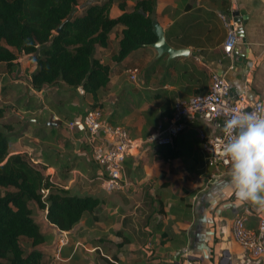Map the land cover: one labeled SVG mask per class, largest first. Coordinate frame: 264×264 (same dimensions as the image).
<instances>
[{
	"label": "crops",
	"instance_id": "obj_1",
	"mask_svg": "<svg viewBox=\"0 0 264 264\" xmlns=\"http://www.w3.org/2000/svg\"><path fill=\"white\" fill-rule=\"evenodd\" d=\"M99 1L77 0L73 13L80 14L89 2ZM134 3L126 0V9L131 10ZM231 7L241 43L229 56L222 50L225 28L219 13ZM121 12L116 2L111 4V17ZM153 21L162 28L166 43L175 49L186 48V54L169 57L148 45L119 63L112 62L110 55L122 26L111 30L107 47L95 51L101 61L110 64L109 81L95 100L107 105L104 109L110 122L123 125L135 138L145 137L159 119L170 117L177 97L186 99L206 92L213 72L224 75L233 92L244 93L247 101L261 99L264 103V0H155ZM16 61L20 63L10 67L0 63V80L5 84V91L3 85L0 87V107L4 108L1 119L13 114L27 122L20 134L14 129L10 134V152H19L18 147L24 151L39 147L35 156L47 165L42 173L52 183L73 194L99 199L97 209L85 213L73 228L64 231L70 237L85 235L80 237L89 247L85 264H179L184 247L201 264H263L234 240L231 226L235 215L246 206L251 211L246 226L256 230L264 212L232 195L231 165L209 166L198 136L199 130L206 135L221 133L223 121L205 122L199 117L189 121L168 144L177 153L173 157L161 158L156 152L158 146L143 144L124 160L127 187L106 191L100 167L91 157L85 163L79 156L86 155L83 134L68 132L50 119L52 114L74 117L77 108L92 103L93 97L62 82L35 92L29 84L35 61L28 54L18 55ZM133 65L139 72L131 81L125 69ZM13 69L20 78L6 77ZM60 90H67L69 104L77 111L60 106ZM29 97H34L32 102L42 105L43 110H30L33 105L26 106ZM6 103L11 106L5 107ZM20 104L24 107L14 111ZM66 141L74 145L72 149L65 146ZM64 164L69 167L64 168ZM35 211L40 214V228L47 239L36 247L43 253L42 264L55 251V245L50 246V234L53 232L56 239L59 229L46 220L44 210ZM73 250L71 256L64 257L66 262L77 258Z\"/></svg>",
	"mask_w": 264,
	"mask_h": 264
},
{
	"label": "trees",
	"instance_id": "obj_2",
	"mask_svg": "<svg viewBox=\"0 0 264 264\" xmlns=\"http://www.w3.org/2000/svg\"><path fill=\"white\" fill-rule=\"evenodd\" d=\"M116 2L121 13L109 15ZM77 0H0V63L12 66L21 54L35 61L29 74L31 88L39 92L62 82L90 94L95 105L97 92L111 73L109 62L95 55L97 47H107L109 33L122 26L110 60L119 63L131 52L156 40L152 31L155 0H135L131 10L126 0L88 3L74 14ZM11 48V49H10ZM5 86L3 87V90ZM5 91V90H4ZM34 97H29L26 106ZM0 107V264H41L45 233L32 209L45 211V218L62 231H69L85 213H91L99 199L76 195L52 183L34 167L25 153L10 152L8 130ZM161 158L176 156L168 145L156 149ZM45 191V193H44ZM30 248L25 250L20 239Z\"/></svg>",
	"mask_w": 264,
	"mask_h": 264
},
{
	"label": "built area",
	"instance_id": "obj_3",
	"mask_svg": "<svg viewBox=\"0 0 264 264\" xmlns=\"http://www.w3.org/2000/svg\"><path fill=\"white\" fill-rule=\"evenodd\" d=\"M219 18L225 28L222 50L230 56L234 48L241 43L235 23L234 7L228 12H220ZM125 72L129 80L134 81L139 69L133 65L127 67ZM260 106H264L261 99L247 101L244 93L233 92L232 84L224 75L213 72L206 92L186 99L177 97L170 117L165 122L158 123L145 137H132L127 128L111 123L99 107L87 109L83 114L65 122L63 127L68 132L75 130L83 134V142L90 150L91 159L100 167L103 188L106 191H116L123 190L128 185L123 177V163L128 155L135 154L143 144L153 146L171 144L174 137L196 117L205 122L223 121L224 127L221 133L206 135L199 130L198 136L209 166L217 168L219 165H231L222 155L223 145L230 139L225 131L226 122L236 112H252ZM51 120L57 122L60 119L56 114H52ZM23 153L26 154L29 162L43 164L39 156L33 157L32 149ZM232 195L236 198L234 190ZM250 214L251 211L245 206L235 215L231 226L232 236L242 249L252 257L259 258L264 264V216H260L258 227L253 230L246 226ZM66 242V233L58 230L54 243L55 252H59ZM179 264L201 263L191 256L187 247H184L180 251Z\"/></svg>",
	"mask_w": 264,
	"mask_h": 264
},
{
	"label": "clouds",
	"instance_id": "obj_4",
	"mask_svg": "<svg viewBox=\"0 0 264 264\" xmlns=\"http://www.w3.org/2000/svg\"><path fill=\"white\" fill-rule=\"evenodd\" d=\"M225 131L230 139L223 145L222 155L231 164L234 194L240 202L264 212V106L236 112L226 122Z\"/></svg>",
	"mask_w": 264,
	"mask_h": 264
},
{
	"label": "rangeland",
	"instance_id": "obj_5",
	"mask_svg": "<svg viewBox=\"0 0 264 264\" xmlns=\"http://www.w3.org/2000/svg\"><path fill=\"white\" fill-rule=\"evenodd\" d=\"M15 63H17V64H19L20 62H18V61H16ZM18 74H15L14 73V69H13V72L11 73V71L9 72V75L8 76H6L7 78H10V79H14V78H16V79H18V78H20L21 76L20 75H18ZM131 82V81H130ZM3 81H1L0 80V87H1V85H3ZM17 85H19V84H17ZM21 85V84H20ZM5 86V84L2 86V87H4ZM62 87L60 86V89H61ZM1 90V89H0ZM19 93H21L22 92V90L20 89L19 91H18ZM66 93V94H65ZM68 92H67V90H60V92H59V97H60V100H63V103L62 104H60V106H62V108L63 109H65V108H68L69 110H71L72 109V112L75 110V111H77V109H78V114H76L74 117H76V116H78V115H80V114H82L84 111H86L87 109H90V107L91 106H93V104L92 103H86L85 105H84V107H81V108H77V109H75V108H73V107H71L70 106V104H69V102H70V100L68 99ZM23 95H21V97H22ZM73 96V94L71 93L70 94V97H72ZM3 98V97H2ZM65 99V100H64ZM56 101V100H55ZM0 103H2L1 102V100H0ZM101 104V105H100ZM7 105H10L11 106V104L10 103H6V104H4V106L5 107H7ZM31 105H33V106H31V107H33V108H31L30 110H38L39 108L40 109H42L43 110V108H42V105H39V104H37L36 103V101H33L32 103H31ZM82 104H80V106H81ZM95 105H100L101 107H102V110H103V112H104V114H106L107 115V113H106V110L104 109V107H107V105L106 104H104V103H99V102H96V104ZM22 107H24L22 104H20L17 108H15V110L14 111H17L18 112V110H20V109H22ZM19 108V109H18ZM9 110V109H8ZM74 111V112H75ZM65 112H62V114H64ZM51 115V114H50ZM57 115V114H56ZM58 117H59V121H57L58 122V125L59 126H61V125H63L65 122H67L68 120H71V119H73L74 117L72 116L71 118H63V117H60L59 115H57ZM7 120H4L5 122V124L6 125H10V129L8 130V140H9V142H11V140H12V137H10V134L11 133H13V129H14V131H17L18 132V134H20L21 132H22V130H23V128H26V126H27V122H25V120L23 119V120H19V119H17V117H15L13 114H11L10 115V117L9 118H6ZM50 119H51V116H50ZM109 119V118H108ZM109 121H111V120H109ZM160 122H165V120L164 119H159L158 121H157V123H160ZM22 123V124H21ZM111 123H113V122H111ZM115 124H116V121H115ZM118 125H120V124H118ZM121 126H123V125H121ZM35 131V130H34ZM33 131V132H34ZM129 134L133 137L134 136V134L130 131L129 132ZM18 136H22V135H18ZM18 136H15V139H17V137ZM14 139V140H15ZM27 137H25V139H24V141H25V143L26 144H29L30 142H28L27 141ZM83 144H84V151L86 152V155H79L80 157H84V159L86 160L85 161V163H87V161H89L88 160V158L90 159V150H89V148H88V146L83 142ZM65 146H68L70 149H72L73 148V144L71 143V142H65ZM71 146V147H70ZM38 148L39 147H37V149H35V150H32V154H33V157H35V151H37L38 150ZM16 150L17 151H19L20 153H23L24 152V150L21 148L20 149V147H18V148H16ZM76 156L75 157H79V156H77V154H75ZM34 167H36L37 169H39L41 172H44V170L47 168V165L45 164H38V163H34V162H30ZM65 166H64V168H66V167H69V166H66L67 164H64ZM70 165V164H69ZM44 193H45V191H44ZM32 206H33V209H32V212H33V215H34V217H35V219L37 220V222H39L40 223V225H41V222H40V220H38V218H39V213H37L36 211H35V207H34V205L33 204H31ZM37 213V214H36ZM38 216V217H37ZM56 236V235H55ZM83 237V238H85L84 236V234H82V235H75V236H73V237H70V234L69 235H67L66 234V237H67V242H66V244H65V246H63V248L59 251V252H53V253H51V254H49L48 255V257L47 258H44L43 259V261H42V264H85V253H87V249H89V247H88V245H87V240L85 239V240H81L80 239V237ZM46 237H47V235H46ZM50 243H51V245L50 246H52L53 247V245H54V243L55 242H53V241H55V238H54V234H53V232H51V234H50ZM53 237V238H52ZM81 237V238H82ZM49 238V237H48ZM78 238V239H77ZM80 239V240H79ZM79 240V241H78ZM20 242H21V244H22V246L24 247V249L25 250H28L29 248H30V246H29V242L25 239V238H21L20 239ZM45 242H47V239H45ZM78 242V243H77ZM53 243V244H52ZM73 245H72V244ZM72 245V247L71 246H69V245ZM68 247H70V248H68ZM69 249H70V251H69ZM71 249L74 251V253H75V255H77V258H75V259H71V261H69V262H66V260H65V258L64 257H66V256H69L70 254V252H71ZM71 256V255H70ZM77 259V260H76ZM98 264H102V262L101 261H99V263Z\"/></svg>",
	"mask_w": 264,
	"mask_h": 264
},
{
	"label": "water",
	"instance_id": "obj_6",
	"mask_svg": "<svg viewBox=\"0 0 264 264\" xmlns=\"http://www.w3.org/2000/svg\"><path fill=\"white\" fill-rule=\"evenodd\" d=\"M152 31L156 36V40L153 43H151L150 46H152L157 51L158 54L166 52L168 53L169 57L174 56V55H185L186 54V51H187L186 48L175 49V48L170 47L166 43L164 35H163V30L156 21L152 22ZM32 92L33 91L31 90L30 93ZM75 145H76V148H78L79 141L76 140Z\"/></svg>",
	"mask_w": 264,
	"mask_h": 264
}]
</instances>
